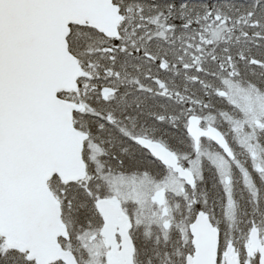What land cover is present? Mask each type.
Returning <instances> with one entry per match:
<instances>
[{"label": "snow or ice", "instance_id": "snow-or-ice-1", "mask_svg": "<svg viewBox=\"0 0 264 264\" xmlns=\"http://www.w3.org/2000/svg\"><path fill=\"white\" fill-rule=\"evenodd\" d=\"M0 264H264V0H0Z\"/></svg>", "mask_w": 264, "mask_h": 264}]
</instances>
